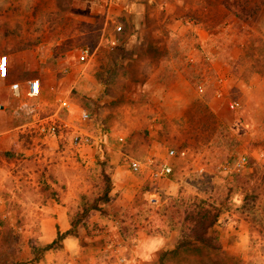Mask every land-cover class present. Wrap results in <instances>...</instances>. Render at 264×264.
<instances>
[{
    "label": "rangeland",
    "instance_id": "rangeland-1",
    "mask_svg": "<svg viewBox=\"0 0 264 264\" xmlns=\"http://www.w3.org/2000/svg\"><path fill=\"white\" fill-rule=\"evenodd\" d=\"M116 1L0 0V55L9 59L0 89L2 185L9 158L26 167L48 163L63 168L55 176L65 187L71 181L72 195L86 191L89 202L103 183L102 163L111 172L117 197L106 207L115 212L90 220L93 225L86 220L81 249L70 258L64 253L59 264H140L135 248L164 202L232 189L239 205L245 194L258 192V222L226 212L217 224L225 248H187L168 264H264V11L247 23L218 0H129L147 4L129 24L115 16ZM85 47L93 57L80 62ZM35 78L41 93L30 97L28 81ZM13 82L21 85L19 95L9 88ZM82 111L90 113L86 123ZM56 112L95 138L91 157L57 154L45 145L38 150L47 162L39 163L38 137L27 125L35 115ZM168 159L172 172L153 177ZM133 161L140 171L131 169ZM32 182L23 173L7 180L14 194L0 190L6 201L0 204V264H25L32 258L29 243L42 233L33 214L41 190ZM88 202L74 204L71 216ZM127 208L143 227L123 239L117 217Z\"/></svg>",
    "mask_w": 264,
    "mask_h": 264
},
{
    "label": "trees",
    "instance_id": "trees-1",
    "mask_svg": "<svg viewBox=\"0 0 264 264\" xmlns=\"http://www.w3.org/2000/svg\"><path fill=\"white\" fill-rule=\"evenodd\" d=\"M221 6L227 10L236 19L242 22L251 23L258 20L264 11V0H218ZM101 177L103 183L98 185V195L88 202V205L82 212L76 213L75 217L70 220V229L65 233H58L57 238L49 244L41 245L39 242L29 243L32 252V262H37L47 250H55L62 246V240L72 235L80 238L79 229L81 227L89 228L86 224L85 215L90 209H98L101 213H106V210L101 207L102 204L108 203L115 197L112 193L114 183L112 174L107 170L102 163ZM240 179L236 177L233 181L238 186ZM105 185V189L101 194L99 190ZM53 194H57L54 192ZM262 196L258 192L247 193L243 196L242 201L237 205L234 200L232 189H229L226 194L214 193L213 195L201 196L198 194L180 195L169 199L162 205V211H153V220L149 221L150 227L147 228L149 234H169L175 232L177 234L176 244L171 254H178L180 251L191 247H205L210 250L219 251L222 249L220 232L217 229V224L220 217L226 212L239 213L241 216L249 219L254 224L258 222L257 217L259 211V200ZM129 209H125L117 217L119 224V233L123 239L129 238L130 234L137 232L141 227L129 213ZM257 219V220H256ZM161 223L162 227L152 228V222ZM131 228V229H129ZM131 231V232H129Z\"/></svg>",
    "mask_w": 264,
    "mask_h": 264
},
{
    "label": "crops",
    "instance_id": "crops-1",
    "mask_svg": "<svg viewBox=\"0 0 264 264\" xmlns=\"http://www.w3.org/2000/svg\"><path fill=\"white\" fill-rule=\"evenodd\" d=\"M152 1L154 0H149V2ZM111 6L113 7L114 10L113 12L116 13L115 16H121L119 17L120 20H123L124 22L127 21L126 23L130 24L131 22L135 23L136 18L138 17L137 15L142 14L144 10V6L147 7V4L137 1L132 4V2L129 0H121V1L118 0L115 3L112 2ZM133 14L136 15V17H134ZM136 27L139 26L136 25ZM7 145L9 147L13 146V139H10ZM41 146L45 147V145H39V144H37L36 146V153L39 155V157L36 156V158H38L37 160L39 161V163L47 162V156L44 155V157H42V152L38 150V148L40 149ZM48 146H52L53 149L57 152V154H61L60 152L57 151L54 142ZM13 148H11L10 150H14ZM93 151L94 149H87L86 155H88V157H91ZM11 155L12 154H10L9 157ZM58 160L60 163H63L62 162L63 157L59 156ZM49 162H53L52 159H50ZM171 162L172 161L168 159L164 161L163 164L170 163L172 165ZM6 164H7V169L6 168L4 169L5 178L3 179L4 180L3 185L0 181V190H5V192H10L14 194V190L16 188L14 189L10 184H8L7 180H9V182H12V179L17 180V178L22 176L23 173L28 174V177L33 180L32 183L38 189L41 190V194L39 195V197H37L39 199V200L37 199V204L40 205L39 210L33 213L41 220L42 233L38 237V242L41 245L52 243L57 238L59 232L65 233L66 231H68L71 227L70 220L72 218L71 209L73 205L76 204L77 202H84V201L88 202V200L91 198L88 196L89 194H87L86 191H82V190L72 195L74 185H71V181H68L66 183L68 185L67 187H65V185H63L65 184L64 181H61L59 178H57L58 176H55V174L59 175L60 171L57 170H61L63 168H56L54 165L47 166L46 164L48 163H46L45 165L43 163L42 165L37 167L34 166L26 167L23 166L21 163H19V161L10 158L6 160ZM54 192H57V194L56 195L53 194ZM112 193H114V188ZM13 194L12 197L9 199L10 201L12 200V198H14ZM114 194L115 197L112 200H110L106 204L101 205V207L106 210V213H101L100 210L95 208L90 209L85 215V219L87 221L97 220V219L100 221L101 218L104 217L105 215H109L115 212L111 208L106 207L108 204H110L116 199L117 197L116 193ZM0 197L3 199L1 195ZM3 201L4 204H6L5 199H3ZM3 207L7 209L5 205ZM8 213H9V209H7V212L4 213L3 216L7 217ZM243 218L245 219V221L246 220L249 221V219L245 217ZM98 220L96 222H98ZM90 224L93 225L91 221ZM245 228L246 227L244 225L243 229ZM176 238H177V234L175 232H171L169 234L147 233L141 236L135 248V254L139 257L140 260L139 259L138 260L140 264H168L170 262L171 257L177 255L170 253V251L173 250V248L175 247ZM221 243H222V249L225 248L222 239H221ZM80 249H81L80 239L75 236L68 235L62 240V246H60L55 250L53 249L47 250L40 258V260L37 262H32L30 259L26 261L25 264H59L57 261L62 257L64 253L68 254L70 258V256L75 255L77 252H79Z\"/></svg>",
    "mask_w": 264,
    "mask_h": 264
},
{
    "label": "built area",
    "instance_id": "built-area-1",
    "mask_svg": "<svg viewBox=\"0 0 264 264\" xmlns=\"http://www.w3.org/2000/svg\"><path fill=\"white\" fill-rule=\"evenodd\" d=\"M118 31L122 30V26L116 28ZM93 52L88 47L82 48L78 55L80 62H88L92 59ZM9 73V59L7 55H0V89L2 82L7 79ZM9 88L16 95L20 94L21 85L18 82H13L9 85ZM202 90V89H200ZM41 93V83L39 79H31L28 81L27 95L30 97H38ZM236 104V103H235ZM62 106H68L66 101L62 102ZM234 108V104H231ZM4 108V105L0 101V110ZM82 122L86 123L90 120V113L82 111L80 115ZM30 133L35 134L38 137L39 145H50L55 143L57 151L61 154H65L68 151L72 156H86L87 149H95V138L85 130V126H76L68 121L61 119L58 116V112L48 115L39 116L35 115L30 123L27 125ZM168 156L172 158L174 156V150L168 152ZM246 162V157H242L238 163L237 168L240 169ZM131 169L133 171H140L142 165L138 161L131 163ZM172 165L165 163L161 167L160 171L153 173V177H162L172 172ZM0 204H4L3 199L0 197Z\"/></svg>",
    "mask_w": 264,
    "mask_h": 264
}]
</instances>
